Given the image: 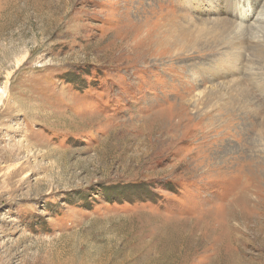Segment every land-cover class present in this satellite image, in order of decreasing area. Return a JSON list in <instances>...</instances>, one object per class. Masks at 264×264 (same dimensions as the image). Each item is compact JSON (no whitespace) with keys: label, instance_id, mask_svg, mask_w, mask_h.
I'll list each match as a JSON object with an SVG mask.
<instances>
[{"label":"rangeland","instance_id":"obj_1","mask_svg":"<svg viewBox=\"0 0 264 264\" xmlns=\"http://www.w3.org/2000/svg\"><path fill=\"white\" fill-rule=\"evenodd\" d=\"M3 90L0 264H264V0H0Z\"/></svg>","mask_w":264,"mask_h":264},{"label":"bare ground","instance_id":"obj_2","mask_svg":"<svg viewBox=\"0 0 264 264\" xmlns=\"http://www.w3.org/2000/svg\"><path fill=\"white\" fill-rule=\"evenodd\" d=\"M234 11V10H233ZM219 26V25H218ZM221 26V25H220ZM219 26V27H220ZM224 27V26H223ZM228 27V26H227ZM226 28V27H225ZM239 27H235V29H233V30H235V31H237L236 29H238ZM242 28V27H241ZM219 29H221L222 31H224V33H226V29H223V28H219ZM229 29V28H228ZM234 32V31H233ZM209 33V32H208ZM234 38V37H233ZM225 39H226V37H225ZM167 43L166 44H170L168 41H166ZM196 42L197 43H199L198 42V40L197 39H194V40H186V39H182V40H180L179 41V43H178V46L180 47V48H186V47H190V46H192V44H196ZM214 43H218V42H214ZM158 44L159 45H161V42H158ZM201 44V43H200ZM233 47V46H232ZM233 50V49H232ZM188 51H189V49H188ZM129 52V50L127 51V53ZM237 53V52H236ZM238 54V53H237ZM242 63V62H241ZM216 80V79H215ZM229 88V87H228ZM227 88V89H228ZM209 89V88H208ZM207 89V90H208ZM226 91H228V90H226L222 85H218V86H214L212 89H210L209 90V93H206V94H204V96H203V98H202V102L201 101H196L197 103H195V105H201V104H203V105H205V106H208L212 101H213V97H214V95H217L218 97H219V95L221 96V95H223L224 94V92H226ZM0 93H2V94H4V93H6L4 90L2 91V92H0ZM200 96V95H199ZM198 96V97H199ZM223 98V97H222ZM214 99H216L215 97H214ZM211 105V104H210ZM207 108V107H206ZM140 130V129H139ZM138 138V137H137ZM172 138V137H171Z\"/></svg>","mask_w":264,"mask_h":264}]
</instances>
